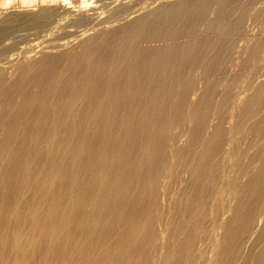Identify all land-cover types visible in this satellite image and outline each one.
I'll list each match as a JSON object with an SVG mask.
<instances>
[{"label": "bare ground", "instance_id": "1", "mask_svg": "<svg viewBox=\"0 0 264 264\" xmlns=\"http://www.w3.org/2000/svg\"><path fill=\"white\" fill-rule=\"evenodd\" d=\"M39 1L0 11V264H264L263 31L221 81L259 0Z\"/></svg>", "mask_w": 264, "mask_h": 264}, {"label": "rangeland", "instance_id": "2", "mask_svg": "<svg viewBox=\"0 0 264 264\" xmlns=\"http://www.w3.org/2000/svg\"><path fill=\"white\" fill-rule=\"evenodd\" d=\"M8 1L10 2L9 5H8L7 3L5 4L6 0H0V11H2L1 13H3V12H7V11L9 12L10 10H11V11H12V10L14 11V8H15V11H16V9H18V11H19V10H20V11L23 10V7H24V6H23L22 4L25 3V2H24L25 0H8ZM8 1H7V2H8ZM26 1H27V2L30 1L29 3H27L28 5H29L30 3H32V2H34V1L31 2V0H26ZM35 1H37L35 5H33L34 3H32V4L30 5V6H32V7H33V6H36V7H33V8H37V6H40V1H39V0H35ZM70 1H71V2L73 1V2H74V3H73V2L71 3V5L73 4V6H74V5L79 4L81 0H78V1H79L78 3H77L76 0H75V1H74V0H70ZM89 1H91V0H89ZM242 1H243V0H242ZM242 1H241V4H240V7H241V6L243 7V5H245V4L243 3V2H245V0H244L243 2H242ZM259 1H260L261 3H260ZM259 1L254 2L255 4L252 3V4L250 5V7H249V6L246 7V9L248 8L247 11H248V12L250 11V12H249V14H246V13H247V11H246V13H245L246 16H243V19H242V20L245 21V22H244V21H243V22H244L247 26H246L245 24H243V22L241 23V24L243 25V26H241V29H242V30H243V27H244V25H245V27H246L245 29H247V30H246L247 32L253 31L255 34L257 33V32L255 31L256 28H257V27H255V25L258 24V26H259V27H258V33H257L258 35H256L257 37H255V34L252 33V32H250V33H251V36H250L249 33H248L249 35L247 36V35H246L247 32L244 31V30L242 31V32H243V34H242L243 36L241 35V36L238 37V39H236V40H237V42L240 44V42H242L243 39L246 37L245 40L248 41V44H247L246 41H243L244 43L242 42V43L240 44L241 46H239L238 43H234V44H235V47H233V51H232V52H233V54H232V59L234 60V61H233L234 64H230V65L228 64V65H227V67H226V69H225L226 71H224L225 73H223V74H224L226 77L228 76V77H227L228 79H226V78L224 77V75H222V77H223L225 80H224V79L221 80V79H222V77H221V78H220L221 81H228L230 77L233 78V77L237 76L238 73H239V74L242 73V72L240 71L241 69L238 68V67H239L238 60L243 56L241 52H242L243 50H246V48H245L244 46L248 47L249 44H250V46H251V43L254 44L256 40L254 41L253 39H254V38H255V39L258 38V36H259V31H260V32L263 31L262 33H260V36H261V37L259 36L260 38H262V37H263L262 35H264V26L262 25L263 22H264V8H261V7H264V5H263V4H264V3H263L264 0H263V1H262V0H259ZM23 2H24V3H23ZM75 3H77V4H75ZM88 3H89V2H88ZM2 4H4V5H2ZM20 4H21V5H20ZM242 4H243V5H242ZM258 4H260V5H258ZM24 5H25L24 8L26 9V4H24ZM252 5H253V6H252ZM254 5H255V6H254ZM262 5H263V6H262ZM19 6H23V7H19ZM30 6H29V8H32V7H30ZM251 6H252V8H251ZM258 6H261V7H258ZM240 7H239V8H240ZM242 7H241V8H242ZM253 7H254V8L256 7V8H255V9H256V12H258V10H259L260 13L258 12V15H260L261 19H260V17H258V15H257V13L255 12V10H254ZM33 8H32V9H33ZM237 8H238V6H236L234 9L237 10V11H236V10H235V11H236L237 15L239 16V11H240L241 9H237ZM259 8H260V9H259ZM3 9H4V11H3ZM212 9H213V7H212ZM212 9H211V10H212ZM214 9H216V8L214 7ZM214 9H213V11L210 10L211 12H208V14H209L208 17H209V18H213V17H214V13H215V10H214ZM249 9L254 10L253 12H255L256 14H255V13H251L252 11L249 10ZM262 9H263V10H262ZM260 10H262L263 12L260 11ZM232 11H234V10H232ZM235 11H234V12H231V13H233V14H231V16L234 15V16L232 17V18H234V19H235V15H236ZM212 12H213V13H212ZM1 13H0V15H1ZM210 13H211V16H210ZM234 13H235V14H234ZM250 13H251V14H250ZM261 13L263 14V16H262ZM212 14H213V17H212ZM240 14H241V11H240ZM237 15H236V16H237ZM247 15H248V17H247ZM249 15H250V17H252L253 19H255V18L257 19V20H256V19L253 20V21H255V22H257V21L259 20V23L257 22L256 24H253L254 27L251 25L252 22H253L252 19H251V18H250V20L248 19V18H249ZM252 15H253V16H252ZM254 15L256 16L255 18H254ZM238 16H237V17H238ZM237 17H236V18H237ZM245 17H247V18H245ZM257 17H258V18H257ZM244 18H245V19H244ZM246 19H247V22H248V20H249L250 22L247 23V22H246ZM251 21H252V22H251ZM260 21H261V22H260ZM262 21H263V22H262ZM255 22H254V23H255ZM261 23H262V24H261ZM250 25L252 26L253 29L250 28V27H251ZM256 26H257V25H256ZM262 26H263V27H262ZM247 27H248V28H247ZM261 28H262V29H261ZM249 29H250V30H249ZM244 32H245V34H244ZM21 33H24V32H21ZM244 35H245V37H244ZM252 35H253V36H252ZM241 37H242L243 39H242ZM249 37H250V38H249ZM251 37H253V38H251ZM239 38H240V39H239ZM29 39H30V40H29ZM29 39H28V42H27V41H26V42L24 41L25 43H23V40H20L21 42H18V44H17V45H19V48H20V49H18V46H16L17 49H15L14 51L12 50L11 52H13V53L10 52L11 55H12V58H13V59L16 58V59H15V62H19V61H21V58H23V57H27L28 55H29L30 57L28 56L27 58L31 59V58L33 57L31 60H33V59L36 60V59L39 58L38 56H40V55L43 54V53L40 54L41 51H43V50H41V49H43V48H41L42 46L39 45V44H37V43L35 42V40H32V38H29ZM73 39H74V40H73ZM248 39H250V41H249ZM251 39L253 40L254 43L251 41ZM263 39H264V37H263ZM69 40H70V44L67 45V46H69V47H71V48H68V49H74V48H72L74 45L77 47V44H78V43H77V39H75V36H74V38L71 37V39H69ZM75 40H76V42H75ZM78 40H79V38H78ZM236 40H235V42H236ZM239 41H240V42H239ZM262 41H264V40H262ZM71 42H75L74 45H73V43H71ZM19 43H20V44H19ZM245 43H246V44H245ZM263 43H264V42H263ZM71 44H72V45H71ZM38 45H39V47H38ZM70 45H71V46H70ZM236 45H237V46H236ZM242 45H244V46L242 47ZM247 45H248V46H247ZM75 46H74V47H75ZM238 46H239V47H238ZM21 47H22L24 50H23ZM39 48H40V52H38V51H39ZM234 48H236V49L234 50ZM237 48H238V49H237ZM239 48H240V49H239ZM25 49H26L27 51H25ZM18 50L20 51V53L18 52L19 54H18V53L15 54ZM22 50H23V52H25V53H24L25 56L23 55ZM48 50H49V49H48ZM54 50H55V49H54ZM54 50H53V51H52V50H49V51L54 52ZM236 50L239 51V52H237ZM240 50H241V51H240ZM15 51H16V52H15ZM235 51H236V52H235ZM14 52H15V53H14ZM55 52H57V50H55ZM234 52H235L236 54H237V53H238V54L236 55V54H234ZM10 53H9V54H10ZM239 53H240V56H241V57L238 56ZM243 53H244V51H243ZM39 54H40V55H39ZM244 54H245V53H244ZM13 55H15V57H13ZM20 55H22L23 57H21ZM233 55H234V56H233ZM235 55H236V57H235ZM237 56H238L239 58H237ZM19 57H20V58H19ZM233 57H234V58H233ZM244 57H245V55H244ZM244 57H242L241 59L243 60ZM235 58H236L237 60H236ZM13 59H12V60H13ZM0 60H1V59H0ZM2 60H3V59H2ZM2 60H1V61H2ZM6 60H7V59H6ZM6 60H4V62H1V61H0L2 64L4 63L6 67H5V66L2 67L1 63H0V66L2 67L3 70L7 69L8 67L12 68V69H13L12 71H9L8 69L5 70V73H7L6 71H8V75L6 74L7 77L10 78V76H11V78H12V77H14V74H13V73H15V71H14L15 68H13V65L11 66V63H10L8 60H7V61H6ZM12 60H11V61H12ZM13 61H14V60H13ZM8 62L10 63V66H7V65H6V64H9ZM261 62H262V61H261ZM235 63H236V64H235ZM4 64H3V65H4ZM12 64L15 65L16 63L13 62ZM237 64H238V65H237ZM258 65H259V68H261V67L264 65V60H263V62H262L261 64H260V62H259ZM258 65H257V66H258ZM260 65H261V66H260ZM228 66H229V67H228ZM237 66H238V67H237ZM234 67H235V68H234ZM10 68H9V69H10ZM235 69H236V70H235ZM10 70H11V69H10ZM227 70H229V71H227ZM233 70H234V71H233ZM257 70H258V69L255 68V72H254V73H255V76H254V77H257V76H258V77H257V78H253L252 76H253L254 74H252L250 77H252V79H253L254 81H256V79H257L258 81H256V82H257V84L260 85V83H262V82L264 81V80L261 81V79L264 78V66H263V68L261 69L262 71L260 70L261 72H260L259 70H258V71H257ZM231 71H232V72H231ZM235 71H236V72H235ZM237 71H240V72H237ZM256 71H257V72H256ZM11 72H12L13 76H12ZM228 72H229V73H228ZM259 72H260V73H259ZM9 73H10L11 75H10ZM226 73H227V74H226ZM256 73H258V74L256 75ZM228 74H229V75H228ZM231 74H232V75H231ZM239 74H238V75H239ZM259 74H261L260 77H259ZM262 74H263V75H262ZM233 75H234V76H233ZM259 80H260V81H259ZM198 81H200V80H198ZM250 81H251V84L254 83V84H252L253 86H258L257 84H255L256 82H253V81L251 80V78H250ZM201 82H202V81H201ZM201 82H196L195 85H196L197 83H198V84L200 83L199 85L197 84V86H200V85H201V87H203ZM197 86H195V87H197ZM240 87H241V88H240ZM199 88H200V87L195 88V89L192 91V93H191L192 96H191V95H190L191 97L189 96L190 100H191V99L193 100V101L191 100L192 102H195V101L197 100L196 98H198V95H199V93H200L201 90H202V88H201V89H200V92L197 93V95H196L195 92H198V91H199ZM197 89H198V90H197ZM237 89H238L239 92H237V90H235V91H234V95H235V93H236V94L238 93L239 95H241V97H237V96H239L238 94L235 95V97H237L238 99H243V98L249 93V92H248V93L246 92V94L244 93L245 90H246V88H245V86L243 87V85H242V86H239ZM239 89H240V90H239ZM243 89H245V90H243ZM195 90H196V91H195ZM219 91H220V92H219ZM219 91L217 92L218 94L216 93V95H219L218 97L220 98V95H221V91H222V89L219 88ZM241 91H242V92H241ZM246 91H247V90H246ZM193 94H194V97H193ZM242 94H244L245 96L242 95ZM242 96H244V97H242ZM192 97H193V98H192ZM218 97L215 96V98H216L217 100L219 99ZM237 98H236V99H237ZM238 99H237V100H238ZM230 123H231V122H229L228 124L231 125ZM226 124H227V122H226ZM228 124H227V126H229ZM179 140H180L183 144H185V141H184L185 139H184V138L181 139V137H180ZM179 140H178V141H179ZM180 141L177 142V143H178L179 145H180V144L183 145ZM183 141H184V142H183ZM230 199H231L230 197L227 198V202L229 201V202H228L229 204H230V202H231ZM226 214H228V213H226ZM226 214H225V217H228L229 214H228V215H226ZM223 215H224V214H223ZM223 217H224V216H223ZM225 217H224V218H225ZM224 218H222V219H224ZM225 219H226V218H225ZM217 235H218V234H217ZM203 246H204V245H203ZM204 247L206 248V246H204ZM209 248H210V247H209ZM209 250H210V249H209ZM208 256L210 257V254H209V253L206 254V258H207Z\"/></svg>", "mask_w": 264, "mask_h": 264}]
</instances>
